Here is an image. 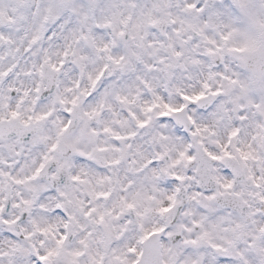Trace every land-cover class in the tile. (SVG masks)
<instances>
[{"label": "clouds", "instance_id": "clouds-1", "mask_svg": "<svg viewBox=\"0 0 264 264\" xmlns=\"http://www.w3.org/2000/svg\"><path fill=\"white\" fill-rule=\"evenodd\" d=\"M240 3L0 0V114L31 129L11 149L0 139V160L25 178L49 157L22 185L4 178L0 200L31 201L13 213L27 243L68 237L49 264H205L212 245L264 248V88L246 91L244 76L264 60V0ZM212 4L255 21L223 61L205 37L232 29ZM224 64L231 79L214 75Z\"/></svg>", "mask_w": 264, "mask_h": 264}, {"label": "snow or ice", "instance_id": "snow-or-ice-1", "mask_svg": "<svg viewBox=\"0 0 264 264\" xmlns=\"http://www.w3.org/2000/svg\"><path fill=\"white\" fill-rule=\"evenodd\" d=\"M18 3L23 4V0H18ZM239 7L241 9L246 8L243 0H241ZM188 8H196L202 12L204 11L200 8L199 4H189ZM210 10H214L216 15L220 16L221 19H226L229 22L232 31H228L227 34L222 33L219 41L205 37L211 45L206 49L209 56L223 61L225 45L230 41L233 32L236 30L239 31L237 38L248 42L253 41L255 35V29L253 26L255 24L254 20L249 19L241 12H238L231 4L228 5L227 9L222 8L220 5L212 4L210 5ZM211 19L212 18L210 17V20ZM228 51L239 52L242 51V49L229 48ZM222 66L224 71H219L214 73V75H219L223 79H231V76L226 75L228 66L226 64ZM244 76L247 77L249 81V83L245 85L246 91L253 86L264 88V60L258 61L255 64L250 63ZM205 87H207V84ZM249 94L254 95L253 93ZM213 95L220 96V92L216 91ZM4 107H7V105H4ZM239 118L240 120H246L244 111H241ZM36 119H44V116H37ZM16 121H19V123H14ZM29 131H31V129L28 121H20V113L17 110L10 109L7 113L0 114V139H9L11 141L8 145L10 149L14 147V145L19 144L21 138L27 135ZM236 134V131L232 132L233 136ZM39 139L40 137L33 133L32 142L36 144L39 142ZM55 147V144L51 146L52 149ZM225 155H228V153H225ZM242 155L247 158L250 153H242ZM213 159H218V157H213ZM48 160L49 157L47 155L42 156L39 166L35 169L34 176L38 175L41 170L45 168ZM9 167H12V165L9 164L8 161L0 160V185H2L4 178H7L14 185H22L26 183L27 180L34 178V176L19 178L16 175V169L19 168L18 164L12 168V171L8 170ZM225 186L230 187L231 185L228 184ZM30 204L31 201L23 199V197L14 201L0 200V227L7 229L6 233L0 232V264H49L52 258L59 255L61 250L60 246H62L64 241L68 239L67 236L62 234L57 240V247L49 248L46 251H42L40 247H37L34 244L27 243L31 238V233L25 232L23 228H17V225L25 223L26 217L23 215H13V213L17 209L22 212L27 211L26 208H21V205L27 206ZM156 231L157 230L154 229L152 233H146L142 239H147L149 235L155 234ZM260 231L264 233V228L260 229ZM184 243L196 245L198 241L186 240ZM211 247L216 254L209 257L205 261V264H257L258 257L264 256V248L256 249V251L250 250L252 247L251 238L248 241L247 249L242 248L240 245H237L235 248H226L219 245H212ZM189 251H191V249H189ZM128 252L135 254L137 248L130 247ZM74 255L80 256L82 253L77 251ZM233 256H235L236 259H233ZM137 264H139L138 261Z\"/></svg>", "mask_w": 264, "mask_h": 264}]
</instances>
